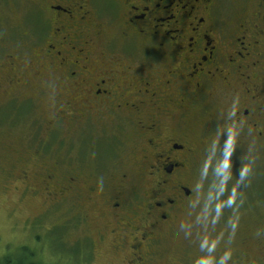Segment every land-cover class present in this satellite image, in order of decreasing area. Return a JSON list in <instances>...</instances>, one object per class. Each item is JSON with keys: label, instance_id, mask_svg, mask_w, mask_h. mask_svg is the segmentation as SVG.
<instances>
[{"label": "flooded vegetation", "instance_id": "flooded-vegetation-1", "mask_svg": "<svg viewBox=\"0 0 264 264\" xmlns=\"http://www.w3.org/2000/svg\"><path fill=\"white\" fill-rule=\"evenodd\" d=\"M34 25L25 41L10 37L11 48L0 52V95L25 97L14 110L22 120L27 101L43 102L48 115L36 131L88 140L82 127L102 124L98 142L80 146L74 162L48 159L39 138L28 143L17 179L75 211L74 226H98V242L80 239L86 258L108 239L127 251L118 264H186L187 253L159 261L157 253L197 198L199 146L188 120L201 113L225 120L239 143L264 147V0H42ZM32 80L35 96L22 95ZM54 80L55 93L43 95ZM98 213L101 222L92 219ZM212 260L256 262L236 247Z\"/></svg>", "mask_w": 264, "mask_h": 264}, {"label": "rangeland", "instance_id": "rangeland-1", "mask_svg": "<svg viewBox=\"0 0 264 264\" xmlns=\"http://www.w3.org/2000/svg\"><path fill=\"white\" fill-rule=\"evenodd\" d=\"M41 6L42 0H0V52L11 48L10 37L21 39L16 42L26 40L24 33L28 25L35 27L34 19ZM55 81L48 84L43 95L50 88L55 93ZM29 86L21 94L35 96L33 87H37V82L32 80ZM7 95H0V259L43 264H118L127 251L113 247L108 239L98 243L91 258H86L82 248L80 251V239L86 241L90 236L98 242L97 225L90 220L74 226L70 219L75 211L67 210L66 205L52 206L41 188L32 193L17 179L21 168L17 160L23 149L32 152L28 143L36 145L39 138L47 146L48 159L67 158L74 162L80 146L98 142L96 135L102 123L93 121L96 130L90 123L82 127L83 134H89L88 140H79L74 133L64 138L62 131L50 133L41 126L36 131V125L45 122L42 114L47 117V106L37 98L27 101L30 110L26 120H22L16 106L25 97L18 95L14 100ZM216 100L224 102L221 96ZM224 107L216 109V118L224 116ZM197 118L188 120L193 142L199 146V161L192 178L197 198L182 215L180 231L162 238L158 261L171 255L177 258L182 252L189 255L186 264H213L215 255L236 247L248 250L256 258L255 264H264V147L254 149L249 143H239L236 129L225 120H206L202 113ZM103 120L107 124L112 119ZM174 121L169 120V124ZM126 138L129 145L134 137L129 133ZM27 185L32 190L38 185L37 179ZM92 219L103 220L99 213Z\"/></svg>", "mask_w": 264, "mask_h": 264}, {"label": "trees", "instance_id": "trees-1", "mask_svg": "<svg viewBox=\"0 0 264 264\" xmlns=\"http://www.w3.org/2000/svg\"><path fill=\"white\" fill-rule=\"evenodd\" d=\"M80 251H81V248H80ZM31 262H24V261H21V260H18V261H13L11 258L7 257V258H4V259H0V264H29ZM31 264H43L41 262H33Z\"/></svg>", "mask_w": 264, "mask_h": 264}]
</instances>
